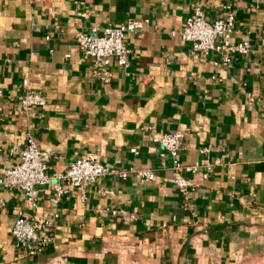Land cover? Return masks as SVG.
Returning <instances> with one entry per match:
<instances>
[{"label": "crops", "instance_id": "0c3cea01", "mask_svg": "<svg viewBox=\"0 0 264 264\" xmlns=\"http://www.w3.org/2000/svg\"><path fill=\"white\" fill-rule=\"evenodd\" d=\"M196 5L210 22L232 13V40L247 41L248 54L227 69L195 62L170 33ZM128 20L148 23L126 36L127 67L112 58L103 84L75 35ZM23 79L47 105L21 116ZM0 92V178L26 133L52 153L50 174L80 157L154 173L105 176L84 201L69 189L55 206L46 185L35 211L0 185V264H264V0H0ZM176 131L184 164L197 165L209 146L213 165L206 178L189 176L187 201L166 182L174 174L160 168L152 141ZM21 212L54 222V242L38 257L13 245Z\"/></svg>", "mask_w": 264, "mask_h": 264}, {"label": "built area", "instance_id": "2783aa9c", "mask_svg": "<svg viewBox=\"0 0 264 264\" xmlns=\"http://www.w3.org/2000/svg\"><path fill=\"white\" fill-rule=\"evenodd\" d=\"M147 23L146 20H128L117 26L93 27L86 34L76 33L75 42L82 56L93 60V77L103 84H109V66L112 58H115L118 67L126 68L130 50L125 45V38L128 34H136ZM234 26L235 18L232 13L228 12L224 18L210 22L206 20L200 5H196L186 18L184 25L179 30L172 31L170 35L190 44L191 55L195 62L210 63L215 67L227 69L231 67L234 56H244L249 52L247 41L232 40ZM212 55H217L218 59L211 60ZM21 86L23 94L15 107L18 115H27L29 110L41 109L47 105L43 93L30 88L28 79H23ZM152 141L161 148L160 168L174 174V177L166 182L174 185L180 198L187 201L189 176L201 170L203 177L206 178L213 167L208 157L210 147L205 146L199 150L202 158L197 165H187L180 160V153L183 150L181 133L177 131L164 133L154 137ZM130 152L137 154L136 147L130 149ZM167 159L170 161L168 167L165 164ZM51 160L52 153L43 151L34 137L26 133L25 147L18 151V162L4 171L0 178V185L7 190H18L35 211L39 203L40 188L46 185L52 184L53 194L49 198V203L55 206L69 189L76 190L79 199L84 201V189L105 176L117 175L124 179L127 174L134 173L147 181H151L154 177V173L150 170L117 171L100 164L91 157L76 159L64 173L50 174ZM117 212L109 210L112 216L117 215ZM135 219L134 214L129 216V220ZM53 230L54 222L34 215L26 216L21 212L12 227L11 239L18 251L31 257H38L53 244Z\"/></svg>", "mask_w": 264, "mask_h": 264}]
</instances>
